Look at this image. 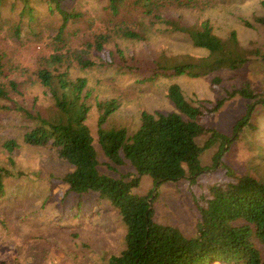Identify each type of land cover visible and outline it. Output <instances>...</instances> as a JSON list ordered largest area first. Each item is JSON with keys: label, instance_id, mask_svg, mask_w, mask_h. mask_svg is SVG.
Listing matches in <instances>:
<instances>
[{"label": "trees", "instance_id": "trees-1", "mask_svg": "<svg viewBox=\"0 0 264 264\" xmlns=\"http://www.w3.org/2000/svg\"><path fill=\"white\" fill-rule=\"evenodd\" d=\"M40 1L53 4L61 16L57 31L47 38L53 47L43 50V44H38V39L42 38L38 36L40 33L31 27L34 45L40 49H35L36 62L30 66L13 59L11 48L2 45L0 108L16 110L29 121L22 135L23 142L49 146L57 157L70 165L61 175L67 188L61 196L64 204H58V211L91 205L95 199L108 201L113 206L124 229V247L102 264H264V180L242 175L209 184L195 197L198 218L195 233L190 236L175 226L155 221L149 200L151 194L142 195L134 190L143 174H149L156 183L186 176L195 182L203 173L199 159L202 150L218 137L227 139L201 118L219 110L233 95L251 99L259 96L264 101V88L255 87L245 78L228 89L224 96L215 100L199 98L193 102L184 96L177 82H172L167 88V97L174 108L141 110L139 125L132 131L123 125L103 126L117 103L115 99L98 100L100 113L93 131L87 121L91 107L88 80L83 75H72L74 67L85 68L95 63L86 55L88 51H94L98 58L108 56L110 64L119 72L139 69L137 64L129 63L118 45L109 48L104 44L115 42L111 32L126 38L144 39L145 20L154 25L161 22L167 30L187 35L193 45L208 51L201 56L182 55L181 59L177 54L169 60L163 53L152 60L150 68L147 67L149 72L143 77L145 80L185 73L206 74L223 66L236 68L237 60L244 63L249 54L226 48L227 42L236 38L235 30L224 38L213 30L207 17L199 23L185 24L177 16L168 15L171 9L211 4L214 0H106L102 8L108 19L107 27L94 34L93 42L91 38L87 40L83 49L65 48L62 43L66 42L58 43L67 38L68 20L77 19L79 14L61 8L60 0ZM14 2L21 3L20 13L25 11L35 18L29 0H12L11 6ZM8 3V0H0V18ZM243 21L251 25L249 20ZM254 21L264 24V16H257ZM21 36L15 26L11 37L20 40ZM253 53L258 54L259 49L255 48ZM220 79L219 75H214L209 85H216ZM29 81L39 83L49 92L47 102H38L36 96L28 102L21 101L18 95L23 96V87ZM200 135H203L201 142ZM2 145L8 152V160L13 162L11 153L19 143L6 139ZM9 174L10 170L0 165V200L7 195L5 181ZM74 216L81 217L77 212Z\"/></svg>", "mask_w": 264, "mask_h": 264}, {"label": "rangeland", "instance_id": "rangeland-1", "mask_svg": "<svg viewBox=\"0 0 264 264\" xmlns=\"http://www.w3.org/2000/svg\"><path fill=\"white\" fill-rule=\"evenodd\" d=\"M8 1L0 18V48L10 47L13 59L33 66L36 50L40 47L34 45L31 27L42 37L38 44H43V50H49L53 43L47 42V38L57 31L60 13L53 4L29 0L35 16L32 18L25 11L20 13L19 1L14 2V6H11L12 0ZM105 2L60 0L61 8L79 16L68 20L67 38L58 43L66 42L62 43L65 48L83 49L87 40L91 38L90 42H93L94 34L107 27L108 19L102 8ZM211 4L171 9L168 15L177 16L185 24L199 23L207 17L213 30L224 38L235 30L236 38H231L226 48L247 52L248 60L242 63L238 59L236 68L223 66L206 74L185 73L145 80L143 77L149 72L147 67L163 53L169 60L177 54L181 59L182 55L201 56L208 51L193 45L187 35L167 30L161 22L154 25L145 20L146 26L142 27L145 38L140 40L111 32L116 43L105 42L104 45L109 48L118 45L129 63L140 67L135 72L129 69L119 72L110 64L108 56L98 58L94 51H88L86 55L95 63L72 69L73 76L83 75L88 80L91 107L87 121L93 131L97 128L100 113L98 100L115 99L117 103L103 126L123 125L132 131L139 125L141 110L168 111L174 108L167 97V88L172 82H177L184 96L193 102L199 98L215 100L224 96L228 89L245 78L250 79L255 87L264 88V24L254 21L255 17L264 16L263 0H214ZM244 19L251 25L245 24ZM15 26L22 34L20 40L11 37ZM255 48L259 49L258 54L253 53ZM214 75L221 79L211 86L209 80ZM48 93L39 83L29 81L23 87V96H18L25 102L36 96L37 101L43 103L48 101ZM257 99L233 95L219 110L201 118L203 123L213 126L227 139L218 137L202 150L199 159L203 173L195 182L186 176L156 183L149 174L141 175L134 190L142 195L151 194L155 221L193 235L198 218L194 200L209 184L242 175L264 180V101ZM1 101L10 104L8 100ZM245 115L247 117L243 119ZM29 125V121L16 110L0 108V165L10 170L5 181L7 195L0 200V264H102L124 247L121 221L108 201L96 199L91 205L58 211V204H64L61 196L67 188L61 175L70 165L57 157L49 146L23 142L22 135ZM202 137H198L200 142ZM6 139H15L19 143L11 153L13 162L8 160V152L2 145ZM47 195L51 197L46 198ZM76 212L81 217H75Z\"/></svg>", "mask_w": 264, "mask_h": 264}, {"label": "water", "instance_id": "water-1", "mask_svg": "<svg viewBox=\"0 0 264 264\" xmlns=\"http://www.w3.org/2000/svg\"><path fill=\"white\" fill-rule=\"evenodd\" d=\"M149 200H150V198H149Z\"/></svg>", "mask_w": 264, "mask_h": 264}]
</instances>
